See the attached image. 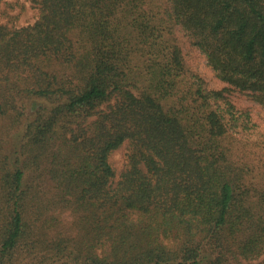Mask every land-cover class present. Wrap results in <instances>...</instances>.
I'll return each mask as SVG.
<instances>
[{
  "label": "trees",
  "instance_id": "1",
  "mask_svg": "<svg viewBox=\"0 0 264 264\" xmlns=\"http://www.w3.org/2000/svg\"><path fill=\"white\" fill-rule=\"evenodd\" d=\"M29 1L36 21L0 24V264H264L231 139L251 108L226 96L264 111V0Z\"/></svg>",
  "mask_w": 264,
  "mask_h": 264
},
{
  "label": "rangeland",
  "instance_id": "2",
  "mask_svg": "<svg viewBox=\"0 0 264 264\" xmlns=\"http://www.w3.org/2000/svg\"><path fill=\"white\" fill-rule=\"evenodd\" d=\"M38 12L31 6L29 0H0V24H10L23 26L36 21ZM195 70L200 74L206 86L210 89L222 90L229 87L221 81L215 72L208 66L207 61L197 49L190 53L188 60ZM226 96L233 102L237 109L250 107L252 115L251 130L235 134L232 137V145L237 152L239 161L248 168L247 181L249 184L257 187L264 196V111L251 101L245 94L238 90L226 92ZM16 129H14L15 131ZM128 145L125 144L119 149L114 150L110 155V161L115 166L118 175H120L127 165ZM264 198V197H262ZM264 200V199H263ZM59 230L69 236L77 235L74 227V216L69 212H62L59 215ZM36 259L28 257L26 264H32ZM264 260V254L254 263Z\"/></svg>",
  "mask_w": 264,
  "mask_h": 264
}]
</instances>
